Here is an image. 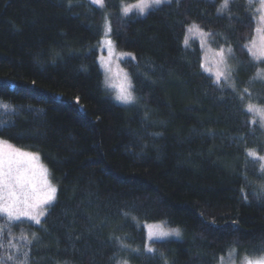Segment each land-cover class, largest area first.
<instances>
[{
	"label": "trees",
	"instance_id": "1",
	"mask_svg": "<svg viewBox=\"0 0 264 264\" xmlns=\"http://www.w3.org/2000/svg\"><path fill=\"white\" fill-rule=\"evenodd\" d=\"M134 1L104 0L99 8L89 0H0V105L9 106L0 109V137L38 153L58 189L41 225L0 216V257L220 264L234 252L264 254V197L257 196L264 172L248 156L264 153V128L246 111L264 106L257 78L264 62L246 47L255 4L231 0L218 13L221 0H174L123 16L121 3ZM106 22L116 50L132 55L121 64L133 105L115 103L103 88L96 60ZM192 25L210 33L212 47L231 49L230 81L213 83L198 41L185 47ZM145 222L184 235L150 242L149 253Z\"/></svg>",
	"mask_w": 264,
	"mask_h": 264
},
{
	"label": "snow or ice",
	"instance_id": "2",
	"mask_svg": "<svg viewBox=\"0 0 264 264\" xmlns=\"http://www.w3.org/2000/svg\"><path fill=\"white\" fill-rule=\"evenodd\" d=\"M173 2L174 0H138L136 8L139 15L145 16L149 14L150 10H161L163 6H171ZM175 2L179 4L180 0H175ZM91 4L103 8L104 0H91ZM228 4L229 0H223V3L217 9V12L222 13L228 8ZM260 5L264 8V0H260ZM69 7H71V2H69ZM131 11L132 9L130 7L125 6L122 8V15L128 16ZM261 19L264 20V15L261 16ZM193 29H198V26L192 25L188 28V31H192ZM110 31L111 28L109 25L107 26L105 35L107 36ZM200 31L202 35H210V33H203L202 30ZM254 31L260 30L254 29ZM261 39L264 41V35L261 36ZM103 43L107 45L109 56H111L114 51L111 39H106ZM251 43L253 47H255V41H252ZM184 45L185 47H188L187 39H185ZM248 51L253 61H264V45H262L258 51H253L252 48H248ZM228 52L231 53L230 48L228 49ZM218 55L221 57V61L224 62V49H220ZM132 58L135 59V57ZM102 63H104L103 60ZM201 67H203V63L201 64ZM225 67H227L226 64ZM222 77L225 81L227 80L225 72H217L216 79L213 83L219 86ZM257 78L264 79V71L258 70ZM131 88V81L125 73L124 82L119 86L115 99L121 104H133L135 102V97L132 94ZM76 103H79V98L76 99ZM0 109L8 111L9 106L2 104L0 105ZM246 111L248 113H256L259 115L261 126H264V108H258L256 105L248 104ZM252 123H256V121L253 120ZM5 124L6 121H0V128L4 127ZM248 156L264 161V157L258 156L254 151H249ZM38 160V154L24 151L23 149L12 145L3 137H0V216L6 217L9 224L13 221L18 222L27 220L35 225H41L42 218L46 216L48 208L56 201L58 189L48 179V170L42 165L36 163ZM38 168L40 175L39 181L36 179V171ZM260 171L264 172V163L261 164ZM257 196L264 197V187L260 189ZM171 235L179 236V230H160L155 233L149 231L147 239L151 241L153 239H163ZM21 238L27 241L28 244H31L32 240L37 239V236L36 233H33L32 240H28L26 235H22ZM120 244L122 248L126 247L123 242H120ZM0 247H2V245H0ZM13 247L16 246L13 245ZM146 251L152 253L154 250L152 247L146 246ZM9 260L13 261L14 264H28V253H24L22 259H18L14 255L2 256L0 257V264H6ZM118 264H128V261H118ZM242 264H264V256L252 258L245 255Z\"/></svg>",
	"mask_w": 264,
	"mask_h": 264
},
{
	"label": "rangeland",
	"instance_id": "3",
	"mask_svg": "<svg viewBox=\"0 0 264 264\" xmlns=\"http://www.w3.org/2000/svg\"><path fill=\"white\" fill-rule=\"evenodd\" d=\"M89 1L91 2V0H89ZM230 1L231 0H229V2ZM246 1L250 2V0H246ZM251 2L254 3L256 6L255 11L257 13V19L255 21L256 22L255 29H259L260 31H254L252 39L247 44V49L252 48L253 51H258L260 49V47L262 45H264V41H262V39H261V36L264 35V20L261 19V16L264 15V8H262V6L260 5V0H251ZM137 3H138V0H136L134 2H122L121 5L119 6L121 13H122V8L125 6H128L132 9L131 13H135V14L139 15L138 10L136 8ZM222 3H223V0H221V4ZM99 8H101V7H99ZM105 19H106L105 21H108V18H106V16H105ZM107 26H108V24L106 22L105 23V27H106L105 29H107ZM200 30H201L200 28L193 29L192 31L187 30V34L185 35L186 36L185 39H187L188 42L192 41V40H196L199 42V46L201 47V50H202L203 70L206 73L210 74L215 79H216V73L217 72H225L227 75L226 81H230V77H231V74H232V71L234 68L233 64H232V56L230 55V53L228 52L227 49L221 48V49H224V58H225L224 62H222L221 57L218 55V52L220 49L212 47L211 44L209 43L208 36L202 35ZM203 33H205V32H203ZM106 39H111V41L113 43L114 51H113L111 56H109L107 45H105L103 43ZM252 41H255V47H253V45L251 43ZM98 52H99L98 58L96 61H98L99 67H100L101 72L103 74V88L111 94V97L115 103L120 104L122 106H129V105L135 104L136 102H134L133 104H121L120 102H118L115 99V96L118 93L119 86L124 82L125 73L127 74V77H128V73H127L126 69L122 66L121 61H122V59L128 58L132 55H123L122 56L121 54H129L128 51L125 52V51L116 50L115 43H114L113 39L111 38V36L108 34H107V36L104 35V37L102 39H100V43L98 45ZM102 60L104 63H102ZM261 62H264V61H261ZM225 64L227 65V67H225ZM128 79H129V77H128ZM221 80H224V78L222 77ZM261 80H264V79H261ZM132 94L134 95L135 101H136L137 98H136V95L133 93V91H132ZM256 106L258 108H264V106H258V105H256ZM253 115L261 123L260 116L257 115L256 113H253ZM263 128H264V126H263ZM23 150L27 151V152H31V153H36L34 151H30V150H26V149H23ZM36 154H38V153H36ZM38 156H39V154H38ZM260 157H264V153ZM36 163L38 165H42L44 168L48 169L47 166L42 162L40 156H39V160ZM260 163L262 164V163H264V161L260 160ZM36 179H37V181H39V179H40L39 168L36 171ZM48 179L50 180L49 171H48ZM52 184H53V182H52ZM25 221H27V220H25ZM27 222L32 223L31 221H27ZM32 224H34V223H32ZM142 224H143L145 231H146V237H148L149 231H151L152 233H155V232H158L160 230H164V231H170L173 229L179 230V233H180L179 236L171 235V236H168V237L163 238V239H153L151 241H149L147 239L148 244H149L147 246H150V247H152L150 244V242H152V241L166 240V239H180L184 235V232L181 228L167 226L163 222H145ZM244 256L245 255H238L234 252L233 255L231 254V255L227 256V258L225 260H223L220 264H242ZM259 256H264V254L254 255V256L249 255V257H252V258L259 257Z\"/></svg>",
	"mask_w": 264,
	"mask_h": 264
}]
</instances>
